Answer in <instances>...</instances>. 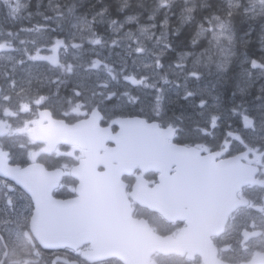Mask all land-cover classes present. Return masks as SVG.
<instances>
[{
    "label": "snow or ice",
    "instance_id": "6c2138e0",
    "mask_svg": "<svg viewBox=\"0 0 264 264\" xmlns=\"http://www.w3.org/2000/svg\"><path fill=\"white\" fill-rule=\"evenodd\" d=\"M254 39L264 0H0V264H264Z\"/></svg>",
    "mask_w": 264,
    "mask_h": 264
},
{
    "label": "flooded vegetation",
    "instance_id": "af4514ba",
    "mask_svg": "<svg viewBox=\"0 0 264 264\" xmlns=\"http://www.w3.org/2000/svg\"><path fill=\"white\" fill-rule=\"evenodd\" d=\"M112 127H113V130L116 132L117 131V128L115 126H112ZM65 150H66L65 147H62L61 148V151H65ZM41 162H43V161H41ZM146 178L147 179H158V175H153L151 173H148V174H146ZM55 192L57 193L56 194V198H59V199L69 198L68 195H67L68 189H56ZM181 226H183V225L181 224Z\"/></svg>",
    "mask_w": 264,
    "mask_h": 264
},
{
    "label": "trees",
    "instance_id": "16d2710c",
    "mask_svg": "<svg viewBox=\"0 0 264 264\" xmlns=\"http://www.w3.org/2000/svg\"><path fill=\"white\" fill-rule=\"evenodd\" d=\"M45 2H46V0H45ZM34 3H35V0H33V4ZM25 23H27V22H25ZM252 50L257 54V56L264 54V53H261V46H260L259 42L255 39L253 41V49Z\"/></svg>",
    "mask_w": 264,
    "mask_h": 264
}]
</instances>
